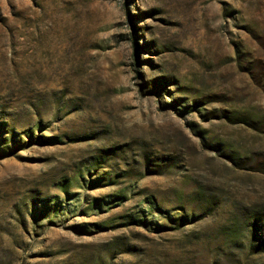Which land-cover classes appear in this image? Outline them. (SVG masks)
<instances>
[{"label": "rangeland", "instance_id": "rangeland-1", "mask_svg": "<svg viewBox=\"0 0 264 264\" xmlns=\"http://www.w3.org/2000/svg\"><path fill=\"white\" fill-rule=\"evenodd\" d=\"M0 264H264V0H0Z\"/></svg>", "mask_w": 264, "mask_h": 264}, {"label": "trees", "instance_id": "trees-1", "mask_svg": "<svg viewBox=\"0 0 264 264\" xmlns=\"http://www.w3.org/2000/svg\"><path fill=\"white\" fill-rule=\"evenodd\" d=\"M258 214L261 215V212H259ZM258 221H259L258 218H256V220H254V223H258Z\"/></svg>", "mask_w": 264, "mask_h": 264}]
</instances>
